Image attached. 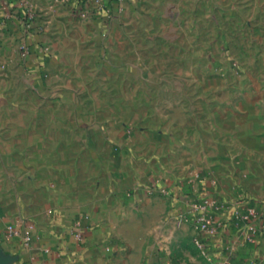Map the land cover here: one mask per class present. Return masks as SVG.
<instances>
[{"label":"rangeland","instance_id":"1","mask_svg":"<svg viewBox=\"0 0 264 264\" xmlns=\"http://www.w3.org/2000/svg\"><path fill=\"white\" fill-rule=\"evenodd\" d=\"M122 6L56 19L43 36L52 64L40 81L0 66V209L67 213L79 225L112 194L124 205L164 203L153 185L184 176L173 160L189 150L173 142L183 129L232 156L229 201L259 208L264 0ZM205 174L198 192L210 189Z\"/></svg>","mask_w":264,"mask_h":264},{"label":"crops","instance_id":"2","mask_svg":"<svg viewBox=\"0 0 264 264\" xmlns=\"http://www.w3.org/2000/svg\"><path fill=\"white\" fill-rule=\"evenodd\" d=\"M80 1L82 8L84 2ZM106 2L116 11L123 4L131 7L134 0H123L121 5L116 0ZM73 8L80 7L55 0H0V66L7 70L17 67L35 81L47 76L52 56L42 49L43 36L56 19L69 16ZM180 133V139L173 142L185 144L189 150L177 152L173 160L184 176L153 185V192L164 195L166 202L124 205L112 194L110 199L98 200L89 221L79 225L67 213L46 218L41 209L20 208L16 215L0 209V264H264V203L257 202L263 228L255 240L245 239L231 225L204 236L206 250L195 243L192 222L184 217L189 202L207 192L229 200L236 187V166L230 154L205 150L207 141L195 132L183 129ZM184 162L198 170L180 169ZM199 172L208 176L210 189L205 192H198ZM257 180L264 193V175ZM77 232L82 233L81 238Z\"/></svg>","mask_w":264,"mask_h":264},{"label":"built area","instance_id":"3","mask_svg":"<svg viewBox=\"0 0 264 264\" xmlns=\"http://www.w3.org/2000/svg\"><path fill=\"white\" fill-rule=\"evenodd\" d=\"M57 3H72L81 8L80 0H55ZM84 8L89 6L96 7L97 12L110 14L111 10L106 0H83ZM120 3L121 0H116ZM106 9V13H105ZM122 10V7L120 8ZM31 27V23L28 24ZM45 47V46H44ZM27 49L26 46H24ZM48 52V48H42ZM161 191H165L164 188ZM188 210L184 213V217L192 222L196 232L194 241L197 246L206 250L204 236H212L216 234L221 227L235 226L245 239L255 240L262 232L263 214L254 205L242 200H225L220 196L207 192L201 197L193 198L188 204ZM225 212H232L231 216H226ZM217 214H221L222 218H217ZM11 230H14L10 226Z\"/></svg>","mask_w":264,"mask_h":264}]
</instances>
